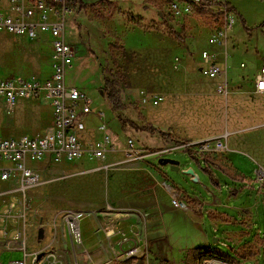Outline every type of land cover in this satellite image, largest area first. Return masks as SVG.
Returning <instances> with one entry per match:
<instances>
[{
    "label": "rangeland",
    "instance_id": "374dc122",
    "mask_svg": "<svg viewBox=\"0 0 264 264\" xmlns=\"http://www.w3.org/2000/svg\"><path fill=\"white\" fill-rule=\"evenodd\" d=\"M113 1L115 24L108 21L110 13L107 14L101 8L86 13L78 22L76 18L68 21L67 40L75 46L78 57L73 69L68 71L66 81L68 86L77 87L92 100L93 113L86 115L82 129H93L100 137L104 133L98 127L104 122L108 127V134L113 138L115 135L119 140L124 137L134 140L137 147L140 146L144 151V156L165 154L166 158L178 160L181 169L193 168L199 175V183L192 182L180 172L171 171L170 166H160L158 159L156 166L153 165L154 168H165L167 180L181 192L199 196L208 202L213 201V196L208 191L215 192L220 203L209 208L224 216L239 220L238 208L252 199L254 210H259L261 225L253 224L246 228L251 238L239 248L229 239H242L248 233H230L227 234L229 238L225 239L223 232L233 231L234 226L215 230L207 225L211 247H217L230 255L237 250L236 255H232L235 257L233 259L225 255L221 256L222 260H200L199 256L190 255V252L201 245L192 239L187 241L186 236L165 246L164 254L148 253L139 258L127 259L110 249L105 255L85 253L82 245L73 251L66 214L93 207L101 212L103 209L98 208L104 197H111L116 191L115 180L111 177L108 183L105 172L98 171L69 179L73 165L79 164L78 162L59 165L43 163L32 165L37 168L41 183L20 196L22 209L16 228V231L23 234V240L18 241L20 248L25 246L31 255L50 252L56 257L57 264H264V206L256 202L258 185H255L253 192L248 190L242 199L234 197L231 195L232 191L246 189L245 183L216 173L213 177L217 185L213 184L182 150L170 151L179 145L168 142L169 146H154L153 135L131 127H128L131 134L124 133V137L121 136V123L104 92L105 77L120 80L122 100L127 106L122 114L130 120L139 121V112L144 118H150L149 111L167 106L169 111L164 114L167 121H175L182 128L199 130L194 134L214 136L211 140L223 139L225 150L218 156V160L236 173L238 172L233 167L238 169L241 162H244L243 172L249 179L256 180L259 167L256 162L264 165V94L255 92L253 81L257 70L264 63V45H261L264 44V0H236L235 7L231 4L237 22L228 35L229 54L224 52L220 56L226 65L228 63L226 75L230 87L227 94L217 91L216 81L199 74L194 58L202 48L196 41L209 38L216 20L212 19L210 22L211 19L198 15L195 21L182 22L181 18L172 17L169 9L172 1L181 0H158L153 21L158 22L161 29L146 35L144 32L125 30L122 27L127 24L129 15L148 18V12L140 6L144 1ZM164 19L186 36V45L173 42L162 30L164 26L161 23ZM217 19L220 21V15ZM31 45L34 49L31 47L24 54V59L14 40L0 38V80L35 75L44 79L50 75L48 50H38V42H32ZM152 57L158 59L155 65L150 62ZM157 96H162L164 100L161 104L154 105L152 100ZM51 111L46 99L23 100L15 106L0 102V138L35 136L49 130ZM96 111L104 112L105 119L97 116ZM157 136L155 139H158ZM94 164L83 162L81 167L90 168ZM10 187L8 182L0 183V192ZM262 189L264 191V185ZM205 217L208 221L207 214ZM30 240L36 245L34 251L28 246Z\"/></svg>",
    "mask_w": 264,
    "mask_h": 264
},
{
    "label": "crops",
    "instance_id": "0c3cea01",
    "mask_svg": "<svg viewBox=\"0 0 264 264\" xmlns=\"http://www.w3.org/2000/svg\"><path fill=\"white\" fill-rule=\"evenodd\" d=\"M143 1L144 3L141 4L140 6L144 8L146 12H148L147 15L149 16L148 18H143V17L142 18L145 19V25L148 26V25H151L153 21V15L156 10L155 5L157 4L158 0H143ZM70 2L74 7L75 12L73 15H70L68 17L67 26H68L69 20L76 18V21L78 22L83 19V16L86 13H90V11L94 9L96 10L98 8H101L102 11H106L107 14L110 13L111 16H109L108 21L111 24H115L113 19H114V15L116 11L114 9L115 3L113 0H70ZM219 3H228L230 5L232 4L234 7L235 5H237L236 0H219ZM262 3L264 4V2ZM219 7H222V6L215 5L214 6L215 10L212 12H208V13L200 12L192 16L181 18V20L182 22H186V21L192 22V21H195L194 19L198 15L199 16L203 15L204 17L211 19L210 22L212 21V19H214V21L216 20V23L214 25L215 28L213 30L214 32L215 29L220 24V21H218L217 19L218 17L217 10H219ZM7 11H8L7 0H0V12L6 13ZM148 21L151 23L148 24ZM153 22H156V21H153ZM67 26H66V38H67ZM122 27L125 30L126 29L136 30V32H139V33L144 32L146 33V35H148L151 32H154V31L145 32L143 31V29L141 30L137 28L136 26L129 24L128 22L127 24L122 25ZM79 29L81 30L80 26H79ZM211 34L212 33H210L209 35L211 36ZM0 36H1L0 38H3V39L11 38L12 40H14L17 48H19L21 56L24 59H25L24 54H26L27 51L31 50L32 49L31 47H33L31 45L32 42H38L40 46L38 50H41V49L44 51L48 50V53H49L48 60L50 62V75H48L44 79H40L39 75L17 76V77H23V78H33L34 77L36 79L43 81V80L48 79L51 76L52 47L50 43L51 38L48 34H40L39 39L37 41H32L28 37H25V36H14L4 31L0 32ZM184 37H185V43L183 45H186L187 38L185 35ZM209 38L200 39V40L198 39V41H196L198 46H202V48L198 51L197 55L195 56L193 55L195 58V62H196V69L198 70L199 74H201V71H199V69L202 68L201 54L204 50H208L210 52L217 53V61L219 65H221L227 71L228 63L226 65V63L223 62L220 56H221V53H224V52L229 54L228 53L229 47L227 48V50H224L221 47L211 45L208 42ZM173 42H175V40ZM261 45H264V44H261ZM77 57H78V53H77ZM77 57L74 61V65L76 64ZM157 61H158L157 57H152L150 59V62L151 63L153 62L154 65L155 63H157ZM73 67L71 69H73ZM212 81H216V85H217L218 83L217 80H212ZM69 87H74V86H69ZM229 87H230V84H229ZM74 88H77V87H74ZM253 88H254V81H253ZM30 100L36 101V100H41V99H30ZM47 101L52 109L50 101L49 100ZM0 102L3 103L2 101ZM126 109H127V106H126ZM52 111H51L50 122H52ZM166 111H169V108L165 105L162 106L160 109L151 110L149 111L150 118L145 116V121L147 123H150L151 125L154 124L153 126L155 128L160 129L164 133L170 134L174 138L187 140L188 143H199V142H204L208 140L213 141L211 139L214 136L194 134L195 132L199 130L190 129L189 127L182 128V127H179L178 124L175 123V121H167L164 115ZM95 114L98 116V111H96ZM139 115H141L140 112L138 113V117L140 118ZM85 117L86 116L81 117L82 119L75 126L74 132L78 136L80 135L79 137L86 144L93 142L95 140H100L103 135L99 137L93 131V129L88 128L87 131L82 129V123ZM131 121H134L135 123H138V124L143 123L141 118L139 121H142V122H139L138 120L137 121L131 120ZM128 127L123 128L121 124L119 134L123 137H124L123 135L124 133L131 134ZM160 127H163V128H160ZM76 130H78V133ZM137 132H141V131H137ZM42 133H44V131H42ZM36 135H39V134H36ZM151 135H153L152 138H154V140L152 141L154 146L156 145L157 147H164L165 144L169 146L168 142L173 143L171 139L167 137L163 138L159 134H151ZM156 135H158L157 136L158 139L157 138L155 139ZM128 139L129 137L128 138L124 137L119 140L118 137H115L114 135V139H113L114 150L108 153L105 160H91L89 156H86L82 160L74 161V162H78L79 164L73 165L71 169L72 171L69 174V179L75 176L89 173V172H96V171L105 172L106 178L109 181L108 183H110L111 177L114 178L115 180L114 187L116 188V191H114L113 196L109 197V195H107L104 197L100 205V208H98V209H103L101 212L94 209V207L91 209H87V210L85 209L83 211L81 210L82 212L85 213V217L81 221V230H82V236H83V242H82L81 247H82L83 252L99 253L101 255H105L108 253L107 252L108 249H110L111 252L121 254L124 256V254L128 250L137 247L139 249V256L136 258H139L141 257V255H145L148 253L149 254H164L163 248L165 246L167 247L168 245H170V243H176L184 239L185 236L187 237V241L192 239L196 243H199L201 247H210L211 237L207 229L208 224L215 230H220L224 226H228V227L234 226L233 231L223 232V236L225 239L229 238L227 237V234H230V233L235 234V235L241 232L248 233L242 239L239 237L238 238L232 237L233 239L232 238L229 239L230 241H233L235 245H238V248H239L242 244H244L251 238L249 237L250 232H248L246 228L253 224L261 225V221L259 219V215H260L259 210L257 212L254 210V207L251 204L252 199L251 200L248 199L245 203H243L238 208V212L240 216L239 220L233 217H230L228 215L224 216L218 211L209 208L211 206L214 207V205L220 203L219 198L215 192L211 190L208 191L210 196H213V201L208 202L207 200L200 198L199 196H191L186 192H181L175 189L172 183L167 180L166 169L153 167V165L156 166V159L159 160L161 155L160 156L150 155L148 157L144 156L142 159H137V160L129 159L127 156ZM218 140L222 142L224 141L223 139H218ZM118 142L119 144L117 145ZM138 147L140 148V146ZM182 153H184V155L189 156L191 159L197 158L201 163H203L202 167H204V159L206 158H211V159L221 162L220 160H218V156L222 152H216L214 150L211 151L210 153H206L205 155H200V156L193 155L192 151H189V152L182 151ZM241 161L242 160H240V162ZM83 162H92L95 164L94 166L90 168H82L81 165L83 164ZM63 163H67V161L62 162L61 164ZM243 163L244 162H241V165L238 167V169L233 167L235 170H237L238 173H236L235 171H232V169H230L229 167H227L226 165L222 163L224 166H226L231 171V174L235 175L236 177H239L238 180L234 179V181L243 182L245 183V185H247L246 189L245 188H241L239 190L234 189L231 195L234 197H241L242 199L243 195H246L248 190L253 192V190L255 189V185H258L256 202L259 204L261 203L264 206V191H262L264 182L263 183L259 182L257 178L256 180L249 179L242 170ZM256 163L264 171V165H261L258 162ZM55 165H59V164H55ZM199 168L205 174L207 179L215 185L217 184H216V179L213 177L214 174L221 173L222 175L227 176L220 171H214L212 173H209V172H204L201 167ZM0 183H4V182H0ZM8 183L11 184L10 189L5 190L3 192H7L12 189L13 184L11 182H8ZM108 187H109V184H108ZM3 192H0V193H3ZM11 198L13 197L12 196L8 197L7 195H3L2 200L9 201L11 200ZM176 199L184 200L187 203V209L181 210V209L175 208L173 205V201ZM4 209L5 207H3L0 210V215H2L3 213L2 211ZM205 214L208 215V221L206 220ZM16 228L17 227H15L14 223L11 222L9 218H7L5 221H2L0 219V264H10L12 261L21 260L24 257V253L21 250L18 244V241L14 240V237L16 235ZM5 230L7 232L4 235L3 231ZM30 242L32 243V246H30ZM30 242L28 246L29 248H31V251H34L36 248V245L31 240ZM237 252L238 251L235 250L234 253H232V255L234 254L236 255ZM29 254H32V253L29 252ZM230 258L233 259L235 257L232 256Z\"/></svg>",
    "mask_w": 264,
    "mask_h": 264
},
{
    "label": "built area",
    "instance_id": "2783aa9c",
    "mask_svg": "<svg viewBox=\"0 0 264 264\" xmlns=\"http://www.w3.org/2000/svg\"><path fill=\"white\" fill-rule=\"evenodd\" d=\"M8 11L0 12V32L4 31L14 36H25L37 41L40 34H48L52 47V73L46 80L36 78L9 77L0 80V101L8 106H15L21 100L46 99L52 106L51 128L36 136H20L18 138H0V182H11L13 187L7 192L0 193V210L5 207L0 219L7 218L18 226L21 212L22 196L27 190L41 183L40 174L33 164H61L74 162L89 156L91 160H105L108 153L114 150L113 137L108 134L107 126L103 122L99 130L103 131L100 140L86 144L75 132L74 128L82 116L93 113L92 100L78 88L67 86L66 78L69 69L74 65L77 57L76 48L67 42V19L73 15L75 9L70 0H7ZM214 3L219 0H181L172 1L170 14L172 17L184 18L200 12H212ZM218 12H222L220 24L212 32L208 42L227 50L229 32L235 26L237 19L233 11H228L225 3H220ZM202 71L205 78L217 80V91L221 94L229 92V82L226 70L219 65L217 53L204 50L201 54ZM178 64V62H177ZM245 65L243 64L242 67ZM255 92L264 94V63L257 70L254 80ZM162 96L152 100L154 105L163 102ZM98 116L104 120L105 113L98 111ZM192 151L200 156L211 151L223 152L225 145L220 140L186 143L173 147L170 151ZM162 155V154H161ZM127 156L131 160L142 159L144 151L137 147L134 140L127 141ZM257 180L264 182V171L259 166L256 172ZM3 195L12 196L11 200H2ZM3 203V204H2ZM173 205L177 209H187L184 200L176 199ZM85 213L69 211L66 214L68 234L71 248L76 251L82 245L83 236L81 221ZM6 230L3 234H6ZM16 241L23 240V234L17 230ZM21 250L24 257L11 264H57L52 253H36L31 255L26 247ZM139 256L137 247L128 250L124 257L127 259Z\"/></svg>",
    "mask_w": 264,
    "mask_h": 264
},
{
    "label": "trees",
    "instance_id": "16d2710c",
    "mask_svg": "<svg viewBox=\"0 0 264 264\" xmlns=\"http://www.w3.org/2000/svg\"><path fill=\"white\" fill-rule=\"evenodd\" d=\"M214 4L221 5L220 3H214ZM224 5L226 6L228 11H234L233 7L230 4L225 3ZM202 13H207V12H202ZM217 14L220 15L221 17L222 12H218ZM127 20L129 24L142 28L145 32L157 31L158 29H161L160 24L158 22H152L151 25L146 26L145 19H143L142 17L138 18L136 16L129 15ZM161 24H163L164 26L162 27V30H164L166 34H168L173 40L177 42L185 43V37L181 32H178L173 26L169 25L167 21L163 20ZM262 27H264V24H262ZM104 79H105L104 92L108 96L112 110L115 112L123 128L130 126L136 130L145 131L149 134H159L163 138L167 137L171 139L175 145H183V144L188 143L187 140L174 138L170 134L164 133L160 129L155 128L153 125L145 121V118L143 117V115H139L141 120L143 121L142 124L135 123L134 121H131L125 118L122 115V112L126 110V105L124 104L122 100V96H121L120 80L117 79L116 77H105ZM192 160L195 161V163L199 167H201L204 172L212 173L214 171H220L223 174L230 176L235 180L239 179V177H236L235 175L231 174V171L217 160H214L211 158L204 159V167H202L203 163H201L197 158H192ZM191 254H194L195 256H199L200 260L201 259H213V258L221 259V256H225V255L232 257V255L223 252L221 249L217 247H211V246L195 248L190 252V255Z\"/></svg>",
    "mask_w": 264,
    "mask_h": 264
},
{
    "label": "water",
    "instance_id": "95a60500",
    "mask_svg": "<svg viewBox=\"0 0 264 264\" xmlns=\"http://www.w3.org/2000/svg\"><path fill=\"white\" fill-rule=\"evenodd\" d=\"M199 71H202V69L200 68ZM158 164L163 167L170 166L171 171L180 172L184 176H189L191 181L194 183L200 182L199 176L197 175L195 170L191 167L188 169H181L180 162L178 160L160 157L158 160Z\"/></svg>",
    "mask_w": 264,
    "mask_h": 264
},
{
    "label": "flooded vegetation",
    "instance_id": "af4514ba",
    "mask_svg": "<svg viewBox=\"0 0 264 264\" xmlns=\"http://www.w3.org/2000/svg\"><path fill=\"white\" fill-rule=\"evenodd\" d=\"M160 157H166L165 154H162Z\"/></svg>",
    "mask_w": 264,
    "mask_h": 264
}]
</instances>
